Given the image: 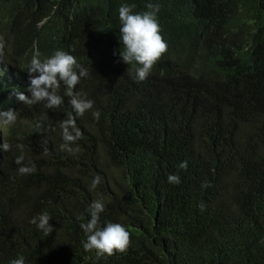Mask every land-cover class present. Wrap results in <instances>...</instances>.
I'll list each match as a JSON object with an SVG mask.
<instances>
[{
	"label": "trees",
	"instance_id": "1",
	"mask_svg": "<svg viewBox=\"0 0 264 264\" xmlns=\"http://www.w3.org/2000/svg\"><path fill=\"white\" fill-rule=\"evenodd\" d=\"M150 3L168 50L138 81L119 8ZM0 39V111L17 113L0 123V264H264V0H0ZM37 50L88 70L72 91L92 109L76 116L63 83L58 108L18 100ZM69 114L82 133L72 151ZM97 200L100 227L129 231L126 252L85 250ZM45 212L47 236L31 223Z\"/></svg>",
	"mask_w": 264,
	"mask_h": 264
},
{
	"label": "clouds",
	"instance_id": "2",
	"mask_svg": "<svg viewBox=\"0 0 264 264\" xmlns=\"http://www.w3.org/2000/svg\"><path fill=\"white\" fill-rule=\"evenodd\" d=\"M134 4H124L119 8V19L122 27L120 28V38L123 44V51L120 50L121 59L130 64L135 61L141 65L136 68L135 78L138 81L147 79L153 66L167 52L168 44L161 35V28L158 23L157 13L159 5L148 4L149 11L142 13H134ZM46 23V19L38 23L37 27ZM5 44L0 39V55H3ZM30 78L28 91L31 95H25L23 92L17 93V98L25 105H34L38 102L45 101L49 109L58 108L63 103V98L57 94V90L63 83L68 89V95L71 96V104L76 116H82L87 110L92 109L93 101L84 98L79 93L72 90L80 82L82 77L88 76V70L82 67L77 59L62 50L55 52L53 56L43 61L40 59V53L37 50L33 55L30 66L27 70ZM94 118L99 119V111L93 112ZM0 119L4 123L14 124L17 120L15 110L9 109L6 112L0 111ZM64 144L62 149L72 151L70 144L75 143L81 138V130L76 125L75 116L69 114L68 118L61 123ZM23 148V145H18ZM4 151H9L11 146L8 143L2 145ZM47 151V150H46ZM24 155L16 158L17 164H22ZM181 168H187V162H181ZM36 168L33 164L31 167L23 165L19 168L20 174H29L35 172ZM169 183H180V177L176 174H169ZM100 182L97 177L93 181L92 187ZM105 209L103 202L94 201L89 208L90 220L82 223L80 227L87 234V242L84 244L85 250L95 249L97 256H111L115 252L124 253L130 246V233L124 226L119 223L109 222L105 227L99 226L100 213ZM51 217L48 213H42L37 222V218L33 217L31 223L36 224L38 229L42 230L47 236L53 231V225L49 223ZM11 264H25L23 257L14 259Z\"/></svg>",
	"mask_w": 264,
	"mask_h": 264
},
{
	"label": "rangeland",
	"instance_id": "3",
	"mask_svg": "<svg viewBox=\"0 0 264 264\" xmlns=\"http://www.w3.org/2000/svg\"><path fill=\"white\" fill-rule=\"evenodd\" d=\"M0 123H1V119H0Z\"/></svg>",
	"mask_w": 264,
	"mask_h": 264
}]
</instances>
